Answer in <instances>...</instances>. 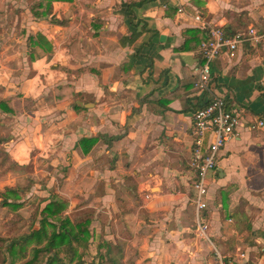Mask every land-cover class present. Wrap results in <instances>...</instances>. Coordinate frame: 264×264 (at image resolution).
<instances>
[{
	"label": "crops",
	"instance_id": "crops-1",
	"mask_svg": "<svg viewBox=\"0 0 264 264\" xmlns=\"http://www.w3.org/2000/svg\"><path fill=\"white\" fill-rule=\"evenodd\" d=\"M218 25L264 28V0H0V99L22 107L0 111L5 150L19 163L47 154L53 193L92 215V234L121 241L122 261L217 264V252L264 264V125L251 126L264 120V38L212 64L244 112L196 233L193 69Z\"/></svg>",
	"mask_w": 264,
	"mask_h": 264
},
{
	"label": "built area",
	"instance_id": "built-area-1",
	"mask_svg": "<svg viewBox=\"0 0 264 264\" xmlns=\"http://www.w3.org/2000/svg\"><path fill=\"white\" fill-rule=\"evenodd\" d=\"M261 38H264V28L248 26L229 34L218 25L209 30L206 40L200 45L202 61L193 69V85L201 97V105L192 113L189 157V166L195 174L192 184L193 202L196 209V233L200 237H206L208 228L201 215L207 208L205 197L208 191V174L216 170L219 152L237 132L241 112H244L229 107V97L225 92H220L214 82L211 67L221 53L232 58L239 45L246 41H259ZM263 125V119H255L251 124L252 127ZM215 259L217 264H240L237 259L217 252Z\"/></svg>",
	"mask_w": 264,
	"mask_h": 264
},
{
	"label": "trees",
	"instance_id": "trees-1",
	"mask_svg": "<svg viewBox=\"0 0 264 264\" xmlns=\"http://www.w3.org/2000/svg\"><path fill=\"white\" fill-rule=\"evenodd\" d=\"M135 4L141 5V2ZM33 10L35 13L37 7H33ZM17 98L19 97L0 99V111L12 115L20 112L21 101ZM8 191L12 190L8 189ZM53 197V200L47 203L41 212V225L38 229L11 239L0 236V264H15V261H9V256L24 257L30 242L36 245L31 248V255L28 258L25 257L19 264H123L124 245L121 241L97 242L95 254H91L90 245L93 242L89 240V220L73 223L67 217H60V213L66 209L67 204L58 196ZM0 205L13 208L18 206L17 203L8 202L5 196ZM47 216L56 217L57 223L48 222ZM46 224L51 227L50 231L46 229ZM114 249L117 251L113 252ZM60 254L63 256L60 257ZM97 256L100 259H96Z\"/></svg>",
	"mask_w": 264,
	"mask_h": 264
},
{
	"label": "rangeland",
	"instance_id": "rangeland-1",
	"mask_svg": "<svg viewBox=\"0 0 264 264\" xmlns=\"http://www.w3.org/2000/svg\"><path fill=\"white\" fill-rule=\"evenodd\" d=\"M12 115V114H9ZM0 116V122L2 121ZM7 134L0 128V202L5 196L8 202L17 203V207L0 205V236L6 239H11L20 235H27L32 230L40 227L42 218V210L45 205L53 200V196L65 200L67 207L60 213V217H67L73 223L89 220L88 230L90 233L89 240L93 243L90 245L91 254H95V244L102 241L116 242V237L112 239L106 238L104 235L96 236L90 231L92 215L83 211H73L74 207L70 206L67 199L53 193L52 188L55 185L53 174L55 170L48 164L49 156L43 154L38 157H33L32 162L19 163L9 156V152L5 150L4 140ZM8 189L12 191H8ZM77 207V206H76ZM47 214V213H43ZM47 221L57 223L56 217L47 216ZM46 229L51 230V227L46 224ZM94 233V232H93ZM36 244L30 242L27 245L25 256L20 255L10 257L9 261H15V264L21 263L25 257L28 258L31 253V248ZM117 250H113L115 252ZM63 256L62 254L59 255ZM96 259H100L97 256ZM123 264H132L129 261H123Z\"/></svg>",
	"mask_w": 264,
	"mask_h": 264
}]
</instances>
